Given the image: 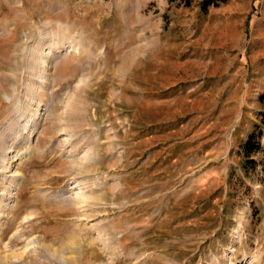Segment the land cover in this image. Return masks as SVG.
<instances>
[{"label": "rangeland", "instance_id": "rangeland-1", "mask_svg": "<svg viewBox=\"0 0 264 264\" xmlns=\"http://www.w3.org/2000/svg\"><path fill=\"white\" fill-rule=\"evenodd\" d=\"M201 1L0 0V264H264V0Z\"/></svg>", "mask_w": 264, "mask_h": 264}, {"label": "trees", "instance_id": "trees-1", "mask_svg": "<svg viewBox=\"0 0 264 264\" xmlns=\"http://www.w3.org/2000/svg\"><path fill=\"white\" fill-rule=\"evenodd\" d=\"M186 3L189 2V0H185ZM220 1H224V0H220ZM219 1H213V0H202V6L203 7H207L210 4H214L217 5ZM259 101L264 104V91L259 93L258 96ZM255 127L252 128V130L246 135V137L242 140L241 143V148H242V153L244 155V157L248 158L247 156L253 152L254 150H259L260 149V144L257 140H254V137H257L259 135L260 131H256V126L257 124H254ZM262 156H263V161H262V169L264 171V149L262 150ZM263 181V185H264V176L262 178Z\"/></svg>", "mask_w": 264, "mask_h": 264}]
</instances>
